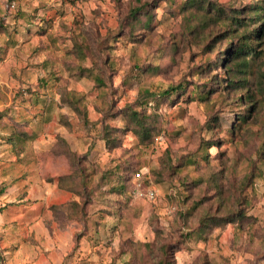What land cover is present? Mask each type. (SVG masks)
Here are the masks:
<instances>
[{"label": "rangeland", "instance_id": "obj_1", "mask_svg": "<svg viewBox=\"0 0 264 264\" xmlns=\"http://www.w3.org/2000/svg\"><path fill=\"white\" fill-rule=\"evenodd\" d=\"M141 5H148L152 28L136 29L132 37L126 16ZM185 10V0H0V31L7 28L16 43L0 64V104L17 103L11 110L24 121L14 126L5 117L11 110L1 108L0 123L6 120L7 134L35 131L34 145L38 142L39 147L54 151L60 133L79 155L93 144L87 165L96 170L95 182L102 170L123 177L117 165L129 167L125 194L108 187L93 194L82 225L68 217L74 197L51 184L70 172L65 157H45V150L39 154V166L34 162L30 166L16 159L35 157L26 143L18 144L24 147L22 152H17L12 140L0 143V171L7 170L11 176L0 177V264H49L47 256L55 254L56 246L63 252L56 251L59 260L51 264H154L158 247L178 236L175 229L195 227L206 211L236 208L235 198L241 201V222L192 235L172 260L174 264H264V159L258 156L264 143V96L256 93L258 111L235 136L231 129L245 106L235 102L234 95L218 89L206 103L190 98L193 83L207 84L208 79L194 76L207 56L187 35L190 24L201 17ZM76 44L83 47L80 56L74 54ZM45 60L54 62L51 69L61 77L59 83L67 86L72 99H79L94 129H86L68 108L61 112L69 117L70 132L60 128L59 110L53 111L51 121H44L41 92L32 99L27 91L40 78L48 81L49 71L41 67ZM154 66L160 69L158 74L151 70ZM255 68L264 73V58ZM216 73L222 75L221 69L211 75ZM249 81L254 84L255 76ZM184 82H190L184 96L170 102L147 99L137 105L153 123L157 119V133L148 147L138 146L137 137L129 132L112 152L102 141H95L101 124L119 130L126 127L119 110L136 105L141 93H157ZM52 83L40 91L53 95ZM201 148L207 149L208 163L200 159ZM193 160L197 163L190 164ZM22 173L26 177L18 178ZM136 173L140 178H135ZM246 175L252 178L244 185ZM208 178L222 181L219 196ZM200 179L205 182L198 184ZM116 180L112 178L111 188ZM149 192L153 198L147 196ZM195 201H200L197 210ZM80 232L83 236L73 249L74 236Z\"/></svg>", "mask_w": 264, "mask_h": 264}, {"label": "trees", "instance_id": "obj_2", "mask_svg": "<svg viewBox=\"0 0 264 264\" xmlns=\"http://www.w3.org/2000/svg\"><path fill=\"white\" fill-rule=\"evenodd\" d=\"M236 1L241 3L242 0H231L227 3H221L219 0H185V11L188 14H197L201 17V21L195 24H190L187 35L191 36L193 40L202 46V52L207 56L206 60L200 63L195 68L194 76L198 79H208L207 84H192L193 100H198L201 103H206L211 94L219 91H224L226 94L234 95V101L240 105L245 106L244 111L238 116L236 124L231 129V134L236 135L243 126L247 125L251 119V115L258 111L259 100L256 98V93L264 96V73L254 71L260 59L264 58V0H253L248 4H235ZM10 5L9 7H14ZM21 17V15H20ZM125 26L129 30V36H134L136 29L150 30L152 28V14L148 11V5H141L132 8L128 11L126 16ZM186 23H190L186 21ZM3 36V38H2ZM4 40V45H0V64L4 61L8 52L14 48L13 42L7 28H2L0 31V40ZM79 39V37H77ZM80 49V50H79ZM83 49L82 45L76 44V53L81 55L80 51ZM54 62L45 60L41 67L48 69V81L40 78L36 83L34 89L27 92L30 98L41 92L39 97L40 103L44 104V109L50 115L53 111L59 110L58 124L62 128V132L68 133L71 131V124L69 117L61 112L62 108H68L75 114L86 129L93 128V123L87 118L86 110L78 100L71 97L67 86L64 83L60 84V78L56 72L51 68L54 67ZM221 69L222 75H211L214 71ZM52 70V71H51ZM153 72L159 73L158 67H152ZM255 76L256 81L250 84L249 78ZM102 81L98 79V84ZM53 82V83H52ZM52 83L53 95L48 94L46 90L48 85ZM190 82L180 83L175 87H170L166 90L154 93L143 92L138 97L136 105L130 104L124 109H120V114L126 120V127L123 130L110 128L105 124H101L98 128V136L95 141H102L104 147L108 152H112L120 148L123 137L129 132L137 137L138 146L148 147L152 144V140L156 135L157 119L154 123L150 120L151 116L146 115L145 111L137 109V105L144 100L150 99L153 101L167 100L170 102L173 97H180L186 95L187 87ZM254 85V86H253ZM211 89H206V88ZM58 96V99L55 97ZM38 97V98H39ZM192 100V101H193ZM37 101V100H36ZM94 129V128H93ZM57 145L54 148L53 154H59L65 157L68 162L70 172L61 175L57 178V188L64 192L71 194L74 199L69 201V215L70 219L85 225L87 208L91 206L93 194L101 192L102 188L108 187V191L124 195L126 191V184L128 178L126 177L129 167L121 169V165H117V170L121 175L112 173L111 169L102 170L97 182L93 177L96 175L95 168H89L87 165L88 155L93 151V144L89 145L87 151L83 155H79L72 150L70 145L59 133L56 135ZM264 142V141H263ZM213 146V145H210ZM201 160L208 163V158L205 156L206 148H201ZM259 159H264V143L258 151ZM197 163L196 160L190 161V164ZM245 176L244 185L252 178ZM116 180V186L111 188L112 178ZM133 177V175H132ZM214 178V177H213ZM250 178V179H249ZM205 182L200 179L197 183ZM216 190L217 196L220 195L221 188L223 190L222 181L208 178L206 180ZM234 206L222 207L223 213L204 212L198 220L195 227L184 228L187 231L179 232L170 243H164L158 247V252L155 256L156 263L154 264H174L172 254L181 251L187 240L192 235H200L207 229L213 226H224L227 223L237 224L244 219L243 209L240 207L241 201L235 198ZM222 201H219V206ZM232 203V205H233ZM200 206V201H195L193 209L197 210ZM1 210V208H0ZM85 228V227H84ZM83 236L82 232L75 234L74 247L77 246L80 238Z\"/></svg>", "mask_w": 264, "mask_h": 264}, {"label": "crops", "instance_id": "obj_3", "mask_svg": "<svg viewBox=\"0 0 264 264\" xmlns=\"http://www.w3.org/2000/svg\"><path fill=\"white\" fill-rule=\"evenodd\" d=\"M33 102V101H32ZM17 103H11L10 104V102L9 103H6V104H0V109L1 108H4V109H6V108H8L9 110H11V108L13 107V106H17L16 105ZM13 105V106H12ZM33 105H35V104H33ZM13 109H15V108H13ZM8 110V111H9ZM17 110V109H16ZM53 113L54 112H52L50 115H48L47 114V112H46V110L44 111V115H43V117H44V121L45 122H49V121H51L52 119H53ZM2 115H4V114H2ZM10 116V117H9ZM6 120L8 121H10V123L11 124H13L14 126H18V125H24V121L22 120V118L20 117V115H18V113H17V111H15V110H11V112L10 113H8V114H6ZM17 118V119H16ZM6 120L5 121H1V123L0 124H2L3 125V127L2 128H0V129H4V131H5V133H3V130H0V143L1 144H3V143H9V141H11L12 140V143L13 142H16L17 143V152H22L23 151V146H18V144H22V142H24V143H26V145H27V149L30 151V154L32 153V155L35 153L36 155H35V157L34 158H30V161L29 160H26V158L28 159L29 157H26V156H23V157H19L18 156V158L16 157V159L17 160H20L22 163H24V162H26V165H30V166H32L31 164L34 162V166H39V164H38V159H39V154L40 153H45V150H47V153L45 154V157H48L47 155L49 154H51V157H52V159L55 157V155H53V152H52V150H48V149H46L47 147H44L43 145H41L40 147H42V150H40V147L38 146L39 145V143L38 142H36V145L37 146H35L34 145V142H35V140L37 139V133L35 132V131H30V132H28V131H22V132H18L17 130H15L14 132H12V133H10V134H7V131H6V128H7V126H6V124H7V122H6ZM58 133V132H57ZM56 133V134H57ZM59 134V133H58ZM57 134V135H58ZM55 135V134H54ZM53 135V136H54ZM55 137V136H54ZM54 137H52L53 139H54ZM64 137V139L68 142V144L70 145V147H71V144L69 143V139L67 140L66 139V137L65 136H63ZM51 142H52V140H51ZM27 149H24V150H27ZM29 161V162H28ZM54 163V162H53ZM57 163V162H56ZM53 165V164H52ZM51 165V166H52ZM55 166V165H54ZM0 177L1 178H3L4 180H6L7 178H11V176H10V174H9V172L7 173V170H4L3 172L2 171H0ZM25 178L26 177V173H22L18 178ZM52 185H54L55 187H57L56 186V184H57V179H55L54 180V182L53 183H51ZM3 189V188H2ZM5 193V188H4V190L2 191V193H1V195H3L4 193ZM47 192H50V189H47ZM45 193H46V190H45ZM44 193V194H45ZM23 195H27V193L26 192H23L22 193ZM23 197V196H22ZM22 197H20V198H22ZM25 198V197H24ZM2 199H3V197H2ZM0 208H3V206L2 207H0ZM2 210V209H1ZM0 210V211H1ZM32 223L33 222H27V226H29V225H32ZM44 231H45V233H44V236L46 235V233H48V231L46 230V228L44 227ZM32 233L33 232H31L30 234H29V236L32 238ZM68 236V235H67ZM55 248H58V249H56V251L58 252L57 254H59L60 252H63V250L61 249V247H58V246H56ZM55 251V250H54ZM56 251H55V254H50V255H48L47 256V261H50L49 262V264H51V263H53V262H56L57 260H59V259H56V258H58V256L56 255ZM53 260V261H52ZM46 263V261H44L43 262V264H45Z\"/></svg>", "mask_w": 264, "mask_h": 264}, {"label": "built area", "instance_id": "obj_4", "mask_svg": "<svg viewBox=\"0 0 264 264\" xmlns=\"http://www.w3.org/2000/svg\"><path fill=\"white\" fill-rule=\"evenodd\" d=\"M135 178H140V173H136ZM133 193H134V191H133ZM147 196H149L150 198H153L154 195L152 192H149V194H147Z\"/></svg>", "mask_w": 264, "mask_h": 264}]
</instances>
